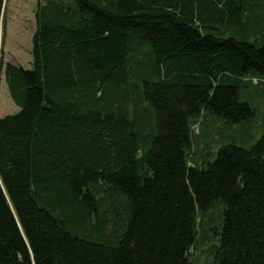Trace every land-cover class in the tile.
Masks as SVG:
<instances>
[{"label":"trees","instance_id":"trees-1","mask_svg":"<svg viewBox=\"0 0 264 264\" xmlns=\"http://www.w3.org/2000/svg\"><path fill=\"white\" fill-rule=\"evenodd\" d=\"M35 23L30 70L0 46L21 109L0 119V264H264V133L205 130L254 119L264 0H38Z\"/></svg>","mask_w":264,"mask_h":264},{"label":"rangeland","instance_id":"rangeland-1","mask_svg":"<svg viewBox=\"0 0 264 264\" xmlns=\"http://www.w3.org/2000/svg\"><path fill=\"white\" fill-rule=\"evenodd\" d=\"M37 3L38 0H0V46L3 64L9 63L24 70L31 69L32 37L36 30L35 10ZM256 37L261 39L260 34H257ZM253 39L251 38V40ZM240 100L252 105L254 110L253 121L237 125H226L221 120H218L219 123L218 121L217 123L206 122L205 130L210 134V139L215 141L219 138V134H224L223 128H225L226 135L222 139L223 146L235 144L237 147L249 149L264 133V80H252V84L242 87ZM20 110L10 99L2 79L0 81V119L17 115ZM192 133L196 137L197 143L201 144L200 126H195ZM193 148L196 149V142L193 144ZM212 148H216V145L213 144ZM208 160L212 161L213 157ZM215 216L217 217V214ZM209 228L199 251L195 252L199 261L211 260V256L207 257L205 251L209 245L205 247L204 243L213 247L218 244V228L213 222L209 224Z\"/></svg>","mask_w":264,"mask_h":264}]
</instances>
